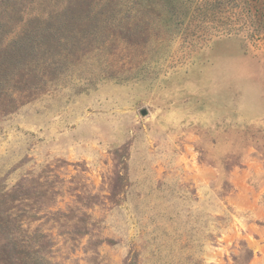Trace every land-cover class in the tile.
<instances>
[{
  "label": "rangeland",
  "instance_id": "1",
  "mask_svg": "<svg viewBox=\"0 0 264 264\" xmlns=\"http://www.w3.org/2000/svg\"><path fill=\"white\" fill-rule=\"evenodd\" d=\"M177 1L0 0V264H264V36Z\"/></svg>",
  "mask_w": 264,
  "mask_h": 264
},
{
  "label": "trees",
  "instance_id": "2",
  "mask_svg": "<svg viewBox=\"0 0 264 264\" xmlns=\"http://www.w3.org/2000/svg\"><path fill=\"white\" fill-rule=\"evenodd\" d=\"M197 7L228 33L242 31L253 40L264 36V0H200Z\"/></svg>",
  "mask_w": 264,
  "mask_h": 264
}]
</instances>
